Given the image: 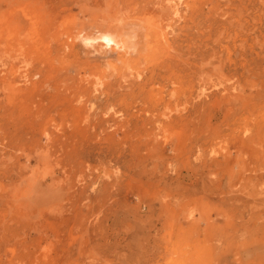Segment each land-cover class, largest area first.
Segmentation results:
<instances>
[{
    "label": "rangeland",
    "instance_id": "1",
    "mask_svg": "<svg viewBox=\"0 0 264 264\" xmlns=\"http://www.w3.org/2000/svg\"><path fill=\"white\" fill-rule=\"evenodd\" d=\"M0 264H264V0H0Z\"/></svg>",
    "mask_w": 264,
    "mask_h": 264
},
{
    "label": "clouds",
    "instance_id": "2",
    "mask_svg": "<svg viewBox=\"0 0 264 264\" xmlns=\"http://www.w3.org/2000/svg\"><path fill=\"white\" fill-rule=\"evenodd\" d=\"M77 39L82 42V44H83V46L85 48L93 45L96 42V39H94V38H86L83 34L78 36ZM98 39H103L106 42L111 43V39L112 38L109 37V36H103V37H98Z\"/></svg>",
    "mask_w": 264,
    "mask_h": 264
},
{
    "label": "bare ground",
    "instance_id": "3",
    "mask_svg": "<svg viewBox=\"0 0 264 264\" xmlns=\"http://www.w3.org/2000/svg\"><path fill=\"white\" fill-rule=\"evenodd\" d=\"M104 36H108V35H104ZM109 37H111V36H109ZM112 38V37H111ZM111 41L113 42V38L111 39Z\"/></svg>",
    "mask_w": 264,
    "mask_h": 264
}]
</instances>
